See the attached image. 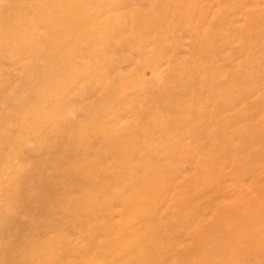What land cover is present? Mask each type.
Listing matches in <instances>:
<instances>
[{
    "label": "rangeland",
    "instance_id": "rangeland-1",
    "mask_svg": "<svg viewBox=\"0 0 264 264\" xmlns=\"http://www.w3.org/2000/svg\"><path fill=\"white\" fill-rule=\"evenodd\" d=\"M0 264H264V0H0Z\"/></svg>",
    "mask_w": 264,
    "mask_h": 264
},
{
    "label": "bare ground",
    "instance_id": "bare-ground-1",
    "mask_svg": "<svg viewBox=\"0 0 264 264\" xmlns=\"http://www.w3.org/2000/svg\"><path fill=\"white\" fill-rule=\"evenodd\" d=\"M73 14V13H72ZM71 14V15H72ZM74 17V16H73ZM72 20V19H71ZM246 215H248V217H246L245 215L243 216V217H245L244 218V220L247 222V221H249L248 222V224L246 225V226H249L250 228L249 229H247V231L249 230V231H255V232H258V228H257V226H259V225H256L257 224V221H256V217H255V215L253 214V212H251V210L249 211V212H246ZM256 221V222H255ZM245 226V225H244Z\"/></svg>",
    "mask_w": 264,
    "mask_h": 264
}]
</instances>
